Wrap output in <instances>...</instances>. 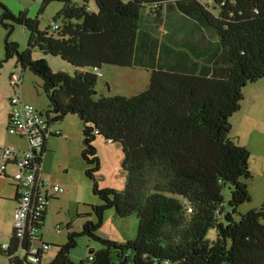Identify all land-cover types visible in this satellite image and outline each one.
<instances>
[{"label": "trees", "instance_id": "trees-1", "mask_svg": "<svg viewBox=\"0 0 264 264\" xmlns=\"http://www.w3.org/2000/svg\"><path fill=\"white\" fill-rule=\"evenodd\" d=\"M40 1L42 9L54 1L63 5L53 19L61 21L58 29L54 24L41 31L38 17L15 14L0 3L7 36L16 25L30 33L24 51L5 39L0 68L15 58L42 79L49 126L78 116L85 175L101 200L90 206L96 221L69 233L49 264H86L69 258L79 236L102 245L90 251L88 264H264V202L235 219L240 205L251 202L244 182L252 178L251 155L230 136L244 87L264 78V0ZM171 16L196 24L191 32L199 37L171 49L180 57H163L167 46L154 34ZM33 48L86 70L54 73L45 59L32 57ZM105 65L150 70V83L133 96L97 97V72ZM97 136L122 147L127 182L121 191L98 184ZM48 138L36 159L40 165ZM226 186L231 198L224 214ZM106 210L119 218L136 215L135 238L118 243L99 237ZM46 211L36 224L39 243ZM211 228L212 242L206 239ZM15 248L13 239L9 250H0L8 264H32L26 257L12 259Z\"/></svg>", "mask_w": 264, "mask_h": 264}, {"label": "rangeland", "instance_id": "rangeland-1", "mask_svg": "<svg viewBox=\"0 0 264 264\" xmlns=\"http://www.w3.org/2000/svg\"><path fill=\"white\" fill-rule=\"evenodd\" d=\"M203 4H209V0H201ZM9 10L18 14L26 11L31 18L38 17L39 29L46 30L50 25L61 24L60 20L53 21L57 13L62 9L59 2H51L46 7L40 0H0ZM81 4L82 0H75ZM2 9L0 7V15ZM30 33L22 26H15L12 33L7 32L0 25V62L4 59V42L8 37L10 42H16L19 50L28 48ZM34 59H45L54 73H65L73 76L76 69L68 62L58 56L45 54L38 48H33ZM23 71V99L32 104L37 110L45 113L49 109V101L43 91V81L35 76L28 69L23 70L12 58L2 64L0 68V90L7 92V95L14 96L9 83L12 73L21 75ZM101 77L98 78L96 86L97 97L105 96H133L145 90L149 84L151 73L142 68H122L105 65L100 70ZM109 87L107 86V84ZM53 118V116L51 117ZM232 126L230 136L241 146H245L251 157L248 160L252 178L245 180L249 187L251 202H246L238 208L235 219L240 218L239 214L257 209L264 202V78L256 82L248 83L243 89L241 108L231 118ZM56 127L60 135L48 138V153L51 158L46 160L49 168L48 177L64 189V193L58 200H54L49 208V213L41 230L45 243L50 244L47 250L44 264L51 263L56 257L59 246L66 244L68 234L81 232L87 220L96 221L90 216L92 205L101 204L99 197L93 194L92 182L86 177L87 165L81 157L82 151V122L78 116L69 114L62 122H57ZM94 146L100 160V169L96 173L100 188H111L116 191L124 189L127 182V172L123 169V152L120 144H106L103 137L97 136ZM45 163V161H44ZM47 168V169H48ZM224 210L230 211L229 201L231 198L230 188L223 189ZM59 226L61 233L56 232ZM138 230V218L131 215L127 218H119L113 210H106L103 215L101 226L97 235L103 239L125 243L135 238ZM210 242L216 239V230L211 228L206 234ZM102 245L87 236L77 238V246L70 250L69 258L72 262L85 261L88 264L91 250H99ZM130 256L132 253H129ZM0 261L7 262L0 254ZM9 261L7 262V264Z\"/></svg>", "mask_w": 264, "mask_h": 264}, {"label": "built area", "instance_id": "built-area-1", "mask_svg": "<svg viewBox=\"0 0 264 264\" xmlns=\"http://www.w3.org/2000/svg\"><path fill=\"white\" fill-rule=\"evenodd\" d=\"M58 28V24L54 25V29ZM97 75L101 77L99 71ZM10 85L14 96L10 99L8 133L22 137L28 145L25 152L13 148H5L0 152V157L5 162L15 157L17 171L13 180L20 191L14 214L12 239L16 241V248L12 253V259L26 257L30 263L37 264L45 259L47 250L50 249L49 244L43 240L39 243V232L36 227L38 217L49 205L46 191L62 194L64 189L43 177L42 164L36 160L42 151L45 137H49L50 134L45 114L23 99V73L21 75L12 73ZM55 135H60V131L56 130ZM55 230L61 233L59 226ZM10 247L11 243H2L0 238V250L7 251Z\"/></svg>", "mask_w": 264, "mask_h": 264}, {"label": "crops", "instance_id": "crops-1", "mask_svg": "<svg viewBox=\"0 0 264 264\" xmlns=\"http://www.w3.org/2000/svg\"><path fill=\"white\" fill-rule=\"evenodd\" d=\"M199 1L201 2V0ZM209 4H210V0H209ZM194 27H196V24L190 21L180 20L179 16H171L168 20L162 21L160 27L158 28L159 33L155 32L154 34L156 36H159L167 46L163 50V57H180V55L171 51V49L177 50L178 47L184 48L185 45L183 44L186 41L189 42L197 41L199 37H196V35L191 32V29ZM11 97L12 96L7 95L6 90L5 91L0 90V152L2 149L5 148H13L16 151L25 152L28 149L27 141L20 136L10 135L8 133ZM56 130H58L56 125L52 124L49 126V131H50L49 138L55 137L53 135H55ZM48 141L49 139H47V143H46L47 150L43 156V161H42V175L51 183H55L48 177V174L50 173H49V168L46 165V160L51 158L50 157L51 153L47 152ZM16 171H17V166L15 164L14 156L11 157L6 162L0 157V238L2 243H11V241L13 240L12 237L14 230V214L18 205V198L20 193L15 181L13 180V176L16 173ZM46 192L49 198V205L46 211L48 215L52 201L57 199L59 200L62 194H55L51 190H48ZM41 238L43 241H45L43 234H41ZM4 257L8 262L9 259L6 256ZM7 262L5 263L4 261H0V264H7Z\"/></svg>", "mask_w": 264, "mask_h": 264}]
</instances>
